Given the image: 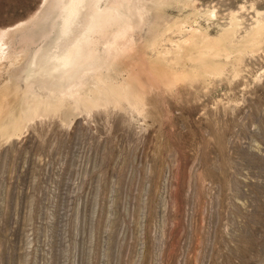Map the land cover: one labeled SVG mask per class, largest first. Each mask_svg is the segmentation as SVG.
I'll return each mask as SVG.
<instances>
[{"label": "rangeland", "instance_id": "obj_1", "mask_svg": "<svg viewBox=\"0 0 264 264\" xmlns=\"http://www.w3.org/2000/svg\"><path fill=\"white\" fill-rule=\"evenodd\" d=\"M0 264H264V0H0Z\"/></svg>", "mask_w": 264, "mask_h": 264}, {"label": "bare ground", "instance_id": "obj_2", "mask_svg": "<svg viewBox=\"0 0 264 264\" xmlns=\"http://www.w3.org/2000/svg\"><path fill=\"white\" fill-rule=\"evenodd\" d=\"M116 9H119V8H116ZM110 12L111 11L109 9L104 10V9L96 7V9L91 14V23L89 24V27L86 30L87 32L86 37L85 38L80 37V39H77L74 43H72L71 46L68 47V49L65 51L63 56L59 57L63 66L69 67L72 64H74L77 60L83 58V53H84L85 47L87 46L86 41L88 37L90 36V33L98 29H99V31H97L98 33H101V32L103 33L104 31L108 30L110 26H112L110 24L111 22H113L112 21L113 17L111 16L113 13H110Z\"/></svg>", "mask_w": 264, "mask_h": 264}]
</instances>
